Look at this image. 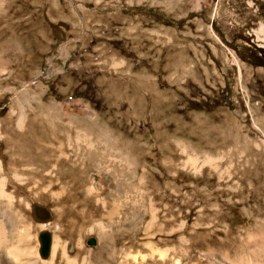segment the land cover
Masks as SVG:
<instances>
[{"label":"rangeland","instance_id":"1","mask_svg":"<svg viewBox=\"0 0 264 264\" xmlns=\"http://www.w3.org/2000/svg\"><path fill=\"white\" fill-rule=\"evenodd\" d=\"M263 30L264 0H0V264H264Z\"/></svg>","mask_w":264,"mask_h":264},{"label":"bare ground","instance_id":"2","mask_svg":"<svg viewBox=\"0 0 264 264\" xmlns=\"http://www.w3.org/2000/svg\"><path fill=\"white\" fill-rule=\"evenodd\" d=\"M264 31V30H263ZM24 121L23 120H20V123H19V125H20V127L21 128H23L24 127V123H23ZM23 130H24V128H23ZM19 150L22 152V154H23V156L25 157H27V155L29 156V158H31V159H34L32 156H31V150H32V148H33V146H32V140L31 139H28V138H26V139H24V140H22L21 142H19ZM40 155L39 156H37V160H35L34 159V161H35V164L37 165V168L36 169H34L33 171H34V175L35 176H39V177H41L42 175H43V172L45 171V170H47L49 167H50V165L49 164H47L45 161H43L42 159V156H41V153H39ZM25 157V158H26ZM28 158V159H29ZM31 159H29V160H31ZM30 162H32V160L30 161ZM33 164V163H32ZM56 168H57V166H56ZM0 170H2V167H0ZM52 174V173H51ZM58 174V173H57ZM56 176H58V175H56ZM67 177H69L70 178V174H68L67 175ZM16 179L20 182V183H23L24 181H25V179H24V177L23 176H21V175H16ZM53 183H54V180L52 179V182H51V184H50V187H49V189H53ZM25 184V183H24ZM9 185H10V181L9 180H7L6 178H2L1 180H0V199L1 198H7L9 201H11V200H13L15 197H13L12 195H10L9 193H8V191H7V189H6V187H9ZM5 216V215H4ZM6 235H5V224H4V222L0 219V252L3 250V249H1L2 247H3V245L5 244V242H4V237H5ZM8 239V238H7ZM7 239H5V240H7ZM52 248H53V246H51ZM8 251V250H7ZM9 251H10V249H9ZM13 251H14V253L12 252V254H14V255H17V254H19V252H18V250H16V249H13ZM21 253V252H20ZM4 255V254H3Z\"/></svg>","mask_w":264,"mask_h":264},{"label":"water","instance_id":"3","mask_svg":"<svg viewBox=\"0 0 264 264\" xmlns=\"http://www.w3.org/2000/svg\"><path fill=\"white\" fill-rule=\"evenodd\" d=\"M48 234H42L40 240L42 242L41 255L42 257H47L50 251L51 240Z\"/></svg>","mask_w":264,"mask_h":264}]
</instances>
